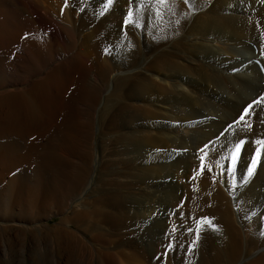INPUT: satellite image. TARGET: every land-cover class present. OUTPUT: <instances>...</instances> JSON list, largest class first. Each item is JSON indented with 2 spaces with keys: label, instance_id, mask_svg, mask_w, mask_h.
Instances as JSON below:
<instances>
[{
  "label": "bare ground",
  "instance_id": "obj_1",
  "mask_svg": "<svg viewBox=\"0 0 264 264\" xmlns=\"http://www.w3.org/2000/svg\"><path fill=\"white\" fill-rule=\"evenodd\" d=\"M0 237L264 264V0H0Z\"/></svg>",
  "mask_w": 264,
  "mask_h": 264
},
{
  "label": "rangeland",
  "instance_id": "obj_2",
  "mask_svg": "<svg viewBox=\"0 0 264 264\" xmlns=\"http://www.w3.org/2000/svg\"><path fill=\"white\" fill-rule=\"evenodd\" d=\"M37 162L38 163H35L36 165H39V164H41V162H42V159H40L39 158V160H37ZM40 162V163H39ZM43 163V162H42ZM38 167H34V169H32V171H33V179L37 182H42V179H41V177H43V176H41V175H38L39 173V170L37 169ZM36 178V179H35ZM41 185V187L42 186H44L43 185V183H41L40 184ZM43 189V188H42ZM42 195V194H41ZM74 206H78V208L80 209L81 208V206H80V203H78V202H76L75 204H74ZM60 220H61V217H56V218H53V219H51L49 222H48V224H49V230H50V232H52V229L60 222ZM1 238V237H0ZM50 239H51V241H50ZM3 240H5V241H3V243H2V241H1V239H0V264H31V259H30V254H26V257H25V255H23L22 256V249L23 248H21V247H19L18 249H16L17 251H15V252H13V253H10V251L8 250V244L9 243H7V241H6V239H3ZM48 241H50L51 242V244H52V242L54 243L56 240L54 239V237L53 238H49V240ZM7 248V252L5 251V254H4V250H6V248ZM18 250H20V251H18ZM21 252V253H20ZM7 254H9V255H7ZM12 254V255H11ZM7 257V258H6ZM6 260V261H5Z\"/></svg>",
  "mask_w": 264,
  "mask_h": 264
},
{
  "label": "snow or ice",
  "instance_id": "obj_3",
  "mask_svg": "<svg viewBox=\"0 0 264 264\" xmlns=\"http://www.w3.org/2000/svg\"><path fill=\"white\" fill-rule=\"evenodd\" d=\"M243 119H244V117L242 116V117H241V120H243Z\"/></svg>",
  "mask_w": 264,
  "mask_h": 264
}]
</instances>
